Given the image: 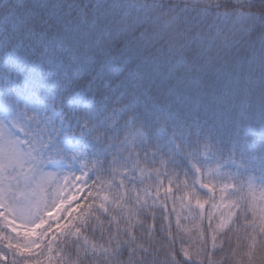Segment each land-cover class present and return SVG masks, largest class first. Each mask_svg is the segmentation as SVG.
<instances>
[{
  "label": "snow or ice",
  "instance_id": "obj_1",
  "mask_svg": "<svg viewBox=\"0 0 264 264\" xmlns=\"http://www.w3.org/2000/svg\"><path fill=\"white\" fill-rule=\"evenodd\" d=\"M0 264H264V0H0Z\"/></svg>",
  "mask_w": 264,
  "mask_h": 264
}]
</instances>
